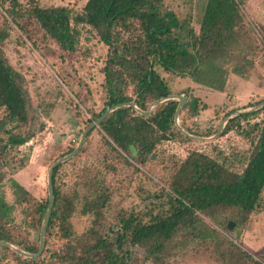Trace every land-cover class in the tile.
<instances>
[{
    "label": "rangeland",
    "instance_id": "rangeland-1",
    "mask_svg": "<svg viewBox=\"0 0 264 264\" xmlns=\"http://www.w3.org/2000/svg\"><path fill=\"white\" fill-rule=\"evenodd\" d=\"M36 1L43 8L66 6L79 13L87 0ZM205 3L206 0H165L164 8L173 11L186 28L191 27L198 33ZM9 6L6 4L5 8ZM241 12L244 17L239 29L241 48L250 69L244 78L229 74L223 91L226 92L228 83L233 87L229 90L228 100L221 96V99L212 97L206 101L204 93L216 94L219 91L195 85L190 78L172 77L157 69L173 94H190L178 120L180 127L199 136L190 135L215 137L227 117L226 113L235 109L230 110V107L239 103L237 108L250 105L245 109H253L260 100H264V0L244 1ZM4 18V11L0 8V30L8 32L7 39L0 43V51L20 75L28 103V121L15 133L28 140L17 148L6 150H2L3 144L0 143V172L5 175L0 191L8 203H14L6 183L12 177L32 196L29 203L16 206L14 235L20 237L17 248L37 249L41 227L30 230L24 222L31 219L33 205L48 197L47 171L51 164L77 147L94 114L104 108L106 95L102 69L108 48L87 26L76 27L80 33L76 51L68 52L45 38L30 21L20 31L13 25L9 26ZM234 89L241 94L249 92L245 98H235ZM193 94L198 96L195 98L197 114L193 113L190 102ZM206 103L210 104V111ZM262 119L264 112L249 118V122L241 121V128L234 127L222 135L224 125L217 137L205 142L186 141L178 135L177 128L172 129L170 138L160 141L151 159L144 164L119 150V153L112 151L103 140L101 130H92L78 153L59 165L55 176L62 201L70 199L73 203L74 209L69 218L72 235L70 239H64L56 224L52 234L45 235L41 255L47 260L51 252H67L68 244L74 245L79 253L86 243L83 236L92 231L97 238H104L107 244L106 249L90 252V260L95 264H101L107 252L124 257L125 264H256L254 261L264 264V189L260 208L245 220L237 219L230 210L215 212L212 220L198 215L204 224L198 229L200 234L196 236L191 231H184L170 243L159 261L150 256L146 247L135 246L125 240L119 226L121 216H146L148 219L149 215L167 208L168 189L165 182L173 167L191 152L202 153L218 161L226 158V164L233 171H241L243 155L249 150L246 125ZM0 139L6 137L0 135ZM98 199L104 200V204L98 201L92 211L83 212L86 202ZM229 222L233 223L231 230L227 229ZM211 229L215 231L214 238L202 237ZM238 251L251 256L254 261L246 259ZM2 264H15V261L7 254Z\"/></svg>",
    "mask_w": 264,
    "mask_h": 264
},
{
    "label": "trees",
    "instance_id": "trees-1",
    "mask_svg": "<svg viewBox=\"0 0 264 264\" xmlns=\"http://www.w3.org/2000/svg\"><path fill=\"white\" fill-rule=\"evenodd\" d=\"M164 1L87 0L79 13L66 6L43 8L36 0H0V8L9 26L23 31V25L30 21L45 38L68 52L76 51L80 34L77 26H87L96 33L108 53L102 69L106 101L104 108L94 114V121L117 104L133 102L140 110L146 111L150 103L172 95L167 81L157 69L172 77L190 78L197 85L219 92L224 91L230 73L242 78L247 76L250 66L241 48L239 32L244 20L241 5L246 0H206L198 33L191 27L186 28L173 11L164 8ZM6 4L10 6L5 8ZM7 37L8 32L0 30V43ZM188 101L189 98L182 109ZM190 102L193 113L197 114L196 99L193 97ZM177 104L176 100L165 101L155 106L148 117L138 115L130 107H123L112 112L97 128L112 151H121L144 164L151 159L156 145L170 138L172 129H176L174 113ZM27 106L20 75L0 51V135L6 137L0 139L2 150L17 148L27 142L26 137L15 133L28 121ZM247 107L250 105L235 108L225 116ZM263 112L264 107L229 119L222 135L234 127L241 128V121L249 122V118ZM246 127L249 150L243 155L241 171H233L226 164V158L218 161L191 152L168 175L165 182L167 208L149 215L148 219L146 216H121L122 237L132 245L146 247L150 256L159 261L170 243L184 231H191L196 236L200 234L198 229L204 224L198 215L212 220L215 212L230 210L237 219L245 220L259 209L264 189V119L252 125L248 123ZM177 133L186 141L191 140ZM58 169L59 166L52 173L53 205L45 235H51L57 224L61 236L68 240L72 235L69 218L74 207L70 199L62 201L55 182ZM4 179L5 175L0 172V185L4 184ZM6 183L14 203H8L0 191V241L17 247L19 235H14L16 206L29 203L33 198L12 177ZM98 201L86 202L83 212L92 211ZM99 202L104 204V200ZM47 205L48 197L33 205L31 219L24 222L25 227H29L27 229L41 227ZM83 237L86 243L79 253L74 245L68 244L67 252H51L47 260L42 255L36 259L24 258L8 247H0V264L7 254L15 264H95L89 254L93 250L106 249V240L97 238L92 231ZM202 237L214 238V229ZM230 244L237 248L234 243ZM18 248L32 254L38 250ZM238 252L253 260L251 256ZM101 264H125V259L107 252Z\"/></svg>",
    "mask_w": 264,
    "mask_h": 264
},
{
    "label": "water",
    "instance_id": "water-1",
    "mask_svg": "<svg viewBox=\"0 0 264 264\" xmlns=\"http://www.w3.org/2000/svg\"><path fill=\"white\" fill-rule=\"evenodd\" d=\"M188 98H189V96H186V95L172 94L166 98H161V99H158V100L152 102L146 111L140 110L133 102L117 104V105L107 109L98 119L92 121L86 127L85 131L83 132V134L81 136V139H80L77 147L75 149H73L68 155H66L60 159H57L55 162H53L47 171L48 205H47V210H46L45 216H44L42 224H41V229H40V234H39V245H38L37 252L35 254H32V253L22 251V250L18 249L17 247L13 246L12 244L6 243L4 241H0V247H8L13 252H15L16 254H18L24 258H29V259L35 258L36 259V258L41 256V254L43 252V248H44V238H45V234H46V229H47V225H48V221H49V217H50L52 205H53L52 173H53L54 169L56 167H58L60 164H63L65 162H67L68 160L72 159L78 153L80 148L82 147L84 140L87 137L88 133L91 132L93 129L99 127L101 122L104 119H106L115 110L123 108V107H130V108L134 109L138 115H140L142 117H148L155 106H157V105H159L165 101H168V100H176L178 102V104H177V107H176V110L174 113V124H175V127L177 128V131L179 133H181L183 136L188 137L190 139L205 142V141H212L215 137H217L219 135L221 129L223 128L224 125H226V123L228 122L229 119L236 117L238 115L244 114V113H250L253 111H257V110L261 109L262 107H264V101H263V102L259 103L257 106H255L253 109H248V110L241 109V110L235 111L224 119L223 123L218 128V131L215 134V137L199 138V137L190 135L188 132H186L178 124L181 109L186 104ZM232 228H233V223L229 222L227 224V229L231 230Z\"/></svg>",
    "mask_w": 264,
    "mask_h": 264
},
{
    "label": "crops",
    "instance_id": "crops-1",
    "mask_svg": "<svg viewBox=\"0 0 264 264\" xmlns=\"http://www.w3.org/2000/svg\"><path fill=\"white\" fill-rule=\"evenodd\" d=\"M234 77V76H233ZM252 80V79H251ZM229 81V80H228ZM252 83H253V80H252ZM194 84V83H193ZM229 84V83H228ZM227 84V86H226V92H215L216 94H218V97L216 96V94H212V93H204V98H205V100L207 101V100H209V98H212V97H216V98H220L221 99V96H224V98H225V100H228L229 99V94H230V91L233 89V87H231V86H229ZM195 85H197V84H195ZM229 86V87H228ZM192 88V87H191ZM227 90H228V92H227ZM230 90V91H229ZM250 91H254V89H251ZM249 91H247V93H248ZM242 92L241 91H238V90H233V95L235 96V98L236 97H238L239 96V98L240 97H242V98H245V96H247V93L246 94H241ZM180 94H182V95H184L183 93H180ZM186 95V94H185ZM186 96H189V98H190V95H186ZM193 97L194 98H197L198 96L197 95H195V94H193ZM235 98H234V100H235ZM212 104V103H211ZM213 104H215V103H213ZM212 104V105H213ZM222 104V103H221ZM235 104V103H234ZM206 105H207V110L208 111H210L209 109L211 108V106H210V104L209 103H206ZM237 106H239V103L238 104H236V105H234V106H232V107H230L229 109L231 110V108H237ZM212 107H214V106H212ZM201 116V115H200Z\"/></svg>",
    "mask_w": 264,
    "mask_h": 264
}]
</instances>
